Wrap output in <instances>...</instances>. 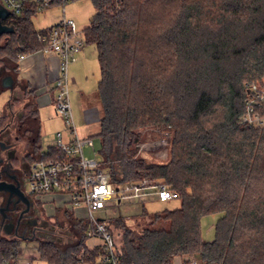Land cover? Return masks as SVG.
I'll list each match as a JSON object with an SVG mask.
<instances>
[{
    "label": "trees",
    "instance_id": "1",
    "mask_svg": "<svg viewBox=\"0 0 264 264\" xmlns=\"http://www.w3.org/2000/svg\"><path fill=\"white\" fill-rule=\"evenodd\" d=\"M92 2L83 34L98 52L104 167L115 185L158 180L180 202L142 231L122 225L121 263L264 264V127L240 122L245 84L264 79V0ZM33 18L4 21L14 33L0 37V69L15 72L21 57L47 48L42 37L51 28L37 31ZM25 111L37 118L34 101ZM156 129L171 133L165 163L139 156L143 132ZM215 214L216 237L207 242L201 222ZM72 221L77 244L39 241L41 260L95 264L102 249L88 247L85 220ZM19 245L0 236V264L11 263Z\"/></svg>",
    "mask_w": 264,
    "mask_h": 264
},
{
    "label": "built area",
    "instance_id": "2",
    "mask_svg": "<svg viewBox=\"0 0 264 264\" xmlns=\"http://www.w3.org/2000/svg\"><path fill=\"white\" fill-rule=\"evenodd\" d=\"M70 0H0V6L19 17L33 12L34 17L46 14L55 7H60L65 14V7ZM51 55L58 58V76L56 94L50 101L55 114L64 122L66 133L58 132L55 144L42 151L37 159L30 163L27 177V195L36 201L47 195L60 196L64 205L77 212L82 220L89 221L87 242L98 240L90 249L101 248L102 252L95 264H122L118 242L109 230L108 222L96 215L122 203L158 201L167 203L179 200V195L166 184L145 178L136 183L115 185L110 175L97 158L94 139L81 138L76 126L70 99V67L77 60V55L86 46L83 32L78 31L72 20H63L51 28L42 37ZM240 122L249 127H264V79L245 84V112ZM159 137L151 144L140 143L139 154L167 147L171 137L168 131L156 129ZM86 149H92L95 157L85 155ZM39 253V252H38ZM30 260L27 264H32ZM2 264H11L3 262ZM82 264V263H80ZM188 264H202L196 258Z\"/></svg>",
    "mask_w": 264,
    "mask_h": 264
},
{
    "label": "rangeland",
    "instance_id": "3",
    "mask_svg": "<svg viewBox=\"0 0 264 264\" xmlns=\"http://www.w3.org/2000/svg\"><path fill=\"white\" fill-rule=\"evenodd\" d=\"M95 13L96 10L92 0H70L65 7V14L60 7H55L44 15L39 14L33 18L32 21L35 29L37 31H42L57 25L63 20L65 16L67 20H72L75 23L78 31L82 32L87 27H89ZM86 48L94 51L97 50V48L91 44H86ZM97 60L98 57L96 61L88 64L85 73H80L79 77H82V79L79 81L80 89L78 90H73L71 72H69L70 99L73 115L80 137L88 138L84 137L87 135L94 139L96 149L99 151L97 158H99L104 165V159L100 154L101 142L97 137L98 133L100 132V118L102 116V109L97 89L100 80V66ZM83 94L84 96H81ZM6 95L7 94L5 92L0 97H5ZM87 101L88 104H86ZM89 104L93 106L92 113H88ZM60 124L61 119L59 118L48 122L43 121L41 131L45 130L47 132V137H42V143L45 149H47V146H53L55 144V139L53 140L52 133H56L55 129L60 126ZM4 126L5 123L0 124V128ZM158 137L159 135L154 132V130L145 131L143 132L142 143L147 145L151 144L158 140ZM169 143L170 142H168L167 147H159L155 150H150L149 152L139 154V156L145 158L149 162L165 163L169 160ZM18 148H20V146ZM85 155L88 157H95L92 149H86ZM179 207V200L167 203L158 201L128 202L109 208L106 211L98 213L96 216L108 222L109 230L117 240L118 246L120 247L123 235L122 225H125L127 228L132 230L142 231L144 227L151 226L153 215L161 214L165 211H173ZM143 212H145L147 216L143 217ZM220 218V214H215L202 220L201 231L203 240L207 242H212L215 240V229ZM50 222L55 224L58 228L59 234L57 239H61V242L55 241V243L60 244L62 249H70L77 244L79 241V230L70 224L69 221L59 217L57 214V217L50 218ZM85 224L89 225V221L85 220ZM153 227L162 228L164 227V224L157 223ZM95 243H98V240L91 239L87 242V245L93 246ZM29 253L35 257L33 264H47L46 261L41 260L39 257L38 243L33 241L20 242L17 257L19 259H25ZM177 259L180 260L182 264H188V262L193 258L181 259L178 257Z\"/></svg>",
    "mask_w": 264,
    "mask_h": 264
},
{
    "label": "crops",
    "instance_id": "4",
    "mask_svg": "<svg viewBox=\"0 0 264 264\" xmlns=\"http://www.w3.org/2000/svg\"><path fill=\"white\" fill-rule=\"evenodd\" d=\"M96 55L98 57L97 50H89L86 46L82 52L77 55L76 62L70 67L73 90L80 89L79 81L82 77H79V75L80 73H85L89 63L96 61ZM58 62V58L51 55L48 51H40L21 57L15 72H10L6 70L5 67L0 69V96L5 92L7 94L5 97H0V123L4 121L5 125L11 123L14 126L19 123L35 128L37 145L40 146L39 155L42 151L46 150L42 143V137H47V132L45 130L41 131L43 121L48 122L57 118L61 119V117L55 114L50 105V101L56 94L55 83L58 76ZM6 66L12 68L9 64H6ZM7 76L14 78L13 90H5L2 87V80ZM81 96H84V94ZM31 100L35 102L38 110L37 118L34 119L27 118L25 111L26 105L29 104ZM86 104H88V101ZM88 107V113H92L93 106L89 104ZM55 130L56 133H52L53 140L58 132L66 133L67 130L62 119L60 126ZM27 132H24L20 137L21 142L19 143V150H23L29 145L30 135ZM84 137L89 136L86 135ZM50 147L51 146H47V149ZM60 201V196L47 195L37 202L40 203L45 215L47 214L46 217L55 218L58 214L59 217L66 219L70 224H73L72 220H82L77 215L82 214L83 210H77V212L72 211L67 205H64ZM30 260H35L34 255L30 253L25 259H19L16 255L11 261V264H27ZM174 264L182 263L180 260L176 259Z\"/></svg>",
    "mask_w": 264,
    "mask_h": 264
},
{
    "label": "flooded vegetation",
    "instance_id": "5",
    "mask_svg": "<svg viewBox=\"0 0 264 264\" xmlns=\"http://www.w3.org/2000/svg\"><path fill=\"white\" fill-rule=\"evenodd\" d=\"M24 132L30 135L29 145L19 150L20 137ZM0 143L9 147L4 155H0V182L10 190L0 193V236L19 242H61L57 239L59 231L56 225L50 222L49 216L46 217L40 203L27 195L30 163L39 156L35 128L8 123L0 128Z\"/></svg>",
    "mask_w": 264,
    "mask_h": 264
},
{
    "label": "water",
    "instance_id": "6",
    "mask_svg": "<svg viewBox=\"0 0 264 264\" xmlns=\"http://www.w3.org/2000/svg\"><path fill=\"white\" fill-rule=\"evenodd\" d=\"M10 16V13L3 9L0 6V37L3 35H8L14 33V28L4 25V21L7 20V18ZM2 87L5 90H13L14 88V78L11 76H7L3 78L2 80ZM1 150H0V155H4V153L9 149L8 146H6L4 143H0ZM15 150H13V153ZM3 183L0 182V193H8L10 190L7 187L2 186ZM52 242H55L54 240ZM57 242H60L57 241Z\"/></svg>",
    "mask_w": 264,
    "mask_h": 264
}]
</instances>
